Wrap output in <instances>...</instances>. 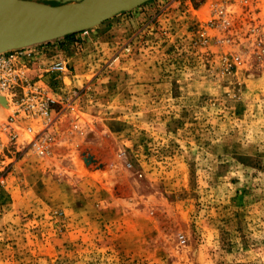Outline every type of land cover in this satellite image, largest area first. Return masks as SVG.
<instances>
[{
    "label": "rangeland",
    "instance_id": "obj_1",
    "mask_svg": "<svg viewBox=\"0 0 264 264\" xmlns=\"http://www.w3.org/2000/svg\"><path fill=\"white\" fill-rule=\"evenodd\" d=\"M202 9L148 0L43 43L69 75H32L66 99L50 155L2 174L0 264H264V56L222 69Z\"/></svg>",
    "mask_w": 264,
    "mask_h": 264
},
{
    "label": "built area",
    "instance_id": "obj_2",
    "mask_svg": "<svg viewBox=\"0 0 264 264\" xmlns=\"http://www.w3.org/2000/svg\"><path fill=\"white\" fill-rule=\"evenodd\" d=\"M201 1L204 9L197 40L205 49L210 43L229 46L220 55L222 69L230 70L241 63L240 56L228 54L230 51L264 56V0ZM236 38L237 49L232 48ZM42 45L0 53V181H5L7 176L2 174L9 166L21 162L25 155L46 157L51 153L54 128L66 96L58 91L60 86L44 83L32 72L38 65H43L45 72L64 76L69 70L64 61L42 64Z\"/></svg>",
    "mask_w": 264,
    "mask_h": 264
},
{
    "label": "water",
    "instance_id": "obj_3",
    "mask_svg": "<svg viewBox=\"0 0 264 264\" xmlns=\"http://www.w3.org/2000/svg\"><path fill=\"white\" fill-rule=\"evenodd\" d=\"M146 1L0 0V53L86 30Z\"/></svg>",
    "mask_w": 264,
    "mask_h": 264
},
{
    "label": "trees",
    "instance_id": "obj_4",
    "mask_svg": "<svg viewBox=\"0 0 264 264\" xmlns=\"http://www.w3.org/2000/svg\"><path fill=\"white\" fill-rule=\"evenodd\" d=\"M50 4H57V2H52V3H50ZM74 34H75V33L67 34V35L63 36V38H66V37H68V36H72V35H74Z\"/></svg>",
    "mask_w": 264,
    "mask_h": 264
}]
</instances>
